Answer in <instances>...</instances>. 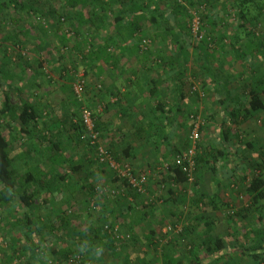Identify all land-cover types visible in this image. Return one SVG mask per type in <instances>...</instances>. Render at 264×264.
Masks as SVG:
<instances>
[{
	"label": "rangeland",
	"instance_id": "obj_1",
	"mask_svg": "<svg viewBox=\"0 0 264 264\" xmlns=\"http://www.w3.org/2000/svg\"><path fill=\"white\" fill-rule=\"evenodd\" d=\"M43 1L44 4H42L41 8L42 10L46 11L48 9H56L55 5L59 3L60 0H51L50 2H47V0ZM35 4L38 5V3ZM159 4H162L164 8H176L178 5L184 7L183 11L180 10L179 12H177V18H175L176 28L173 30V34H186L198 40V43H201L200 41H203L205 45L203 52L205 50L209 51V49L213 50L211 48L216 46L215 39H217L218 36H232L236 30V24L242 25L241 28L237 30L239 32V35H241L239 46H242L243 42H245V39L249 41H259L264 45V20H261L258 23H252L246 20L236 19L234 10L230 11L225 6V0H191L190 2H187L186 0H162V2H159ZM178 8L179 7H177V9ZM180 9L182 8L180 7ZM193 13H195L199 17L200 21L198 30L199 34L197 36L192 32L191 29V19ZM205 13H208L209 21L212 19V22L215 23L212 27V30L209 22L207 23L205 20H203V14ZM209 14H211V16H209ZM252 14L253 13L250 12L249 16H251ZM2 18L4 26L0 27V37L5 36L12 30L17 29L18 25L22 26V29H25L27 31L24 30L26 35H23V37H21L22 40L23 38H25V41L22 44V49H12V47H10V51H8L7 55L12 61L10 60V62H7L2 55L3 51L0 50V70L4 69L8 71L12 78L6 79L0 76V109L2 108L3 93L6 90L10 97V103L12 106H14L16 112L19 111V108L25 101L31 103L36 108L38 114L36 128L37 134H41L42 131H44L46 132V135H52L50 139H54L56 141L62 139L64 142V140L71 135L67 131V122L69 120H76L77 118H79L80 107L75 103L72 87L71 89H69L68 86H72V83L78 74H83L81 65L83 63V60L85 59H83L82 55H80L81 50L74 48L70 49L67 46L63 47L62 45H60L57 39L54 36L52 37L50 35L49 25L47 21L45 20L42 23V27L45 31L40 30L38 28V24L40 23L37 22L36 17H33V14L31 13L27 14L21 11L15 12L8 10L7 14H5ZM17 20H19L18 23L14 22ZM169 20L171 22L174 19L170 18ZM162 33H164V31ZM144 36L141 39L144 38L148 39L149 41L151 40L148 34H145ZM152 46L153 43L150 41L147 49L142 51H148L152 48ZM227 46L228 49L226 50V52L228 54H234V52H231L232 50L235 51V49H232V43L228 42ZM181 56L184 59H186V57H191L190 49H188L187 53L183 52ZM228 57L230 59L231 55L227 56V58ZM51 59L58 61L57 65L55 66V68L57 69L55 73L51 71V66L50 64H48V60ZM258 59L261 60L260 57ZM63 60L64 64L62 63ZM38 61L40 62V67L37 66ZM180 64L186 69L189 68L188 59L180 60ZM232 65L230 67L233 69ZM188 72L190 73V71L187 69V73ZM67 74L69 76H66ZM53 76H55L54 79L52 78ZM67 77H69L70 80H67ZM83 77L86 83V78L84 75ZM188 81L190 92L189 96L191 97L192 102H194L192 103L193 107L189 106L190 104L188 105L185 102L184 104L187 105L186 107L184 105H181V118L179 122L181 120L182 122L176 125V138H174L173 140L169 139V142H167V146L163 147L162 151L165 152V154H163L164 159L162 158V161H159L158 156H155V150H152L150 153L154 154L149 157L152 159L149 160L150 167L145 169H140L136 166L133 167L134 169H136V175L144 181V190L139 193L140 195H142L141 197L155 198L153 194H156L160 198V200H157V203L156 200L151 199L156 203L155 207H157L152 212V214H156L157 217L161 212L163 213V210L165 212V209L161 210L164 205L162 196H164L165 194L164 192L166 189V185H169V181H171L169 178H167V175H165V171L162 170V166L164 161L170 160L171 156H173L172 152H174V149H172L171 146L174 145L175 150H181V153L186 150L188 146V136L190 134L193 122L191 115L194 114L203 120V125L201 127V131L199 132V140L198 143L195 144L197 152H201L203 154L208 152L210 145L209 142L206 143L208 139H206L205 135L209 134L210 131L212 132L216 129L218 130L219 126V123L215 121L213 122V120L210 122V120L208 119L209 111L206 110L205 107L207 105L212 106L214 103L210 105L211 98L207 96V92L205 90L200 88V77L194 80L190 76L188 78ZM192 86L196 87L194 91L191 89ZM85 87L86 89L82 105L92 110L93 116L97 118L98 113H100L104 109L105 102L103 100H96L93 101L95 102V104L93 102L90 103L87 92V85H85ZM99 105L103 106L102 110H98L97 106ZM252 113L254 114L255 118L253 122H250V127H248L249 129H242V131H240L236 136L237 150L242 157L246 158L247 156L248 159H250L251 157H255V154H257L256 150L258 149L260 152L258 156H260V158L262 159V154H264V108ZM12 124L13 123L10 119L0 113V131L8 139V141H10L9 155L13 157L12 162L15 172L14 176L17 178L18 183H22L21 181H23L24 174L27 172H31V168H33L34 170L43 171L44 180L50 181V188L47 197L48 199L46 198L48 202L44 203V206L42 205V207L38 205L37 207L33 208V215L39 216L40 221L43 222L51 219L55 224L58 221L57 214L59 212V209L68 208L70 213V226L66 228L64 232H59L56 229H45L42 233V237L45 238V241L43 240L42 243L41 241H38L37 244H41L38 245V248L35 249V253H32L31 249L27 248L26 254L22 257L21 262L14 261V263L12 264H50L51 262L53 264H57L58 261H55L50 256L52 254V251L59 250V248L61 247H68L69 243L75 242V238H77L79 235L77 234L79 230L89 232V224H92L94 220L100 217L103 213L102 203L104 202V204H108L110 202H113L112 204H115L114 202L116 201V199H118L119 196L123 197L131 189L129 188V186L122 182H113L112 179L113 177H115V175L111 171L105 170L106 175L94 172L93 175L90 176L89 181L93 182L94 188H96V190L94 191L93 198L89 200L88 203H86L85 197L86 191L88 189L85 188V172L78 170L74 175L75 180L78 182H76L77 184L75 185L76 191L75 187L73 188L74 191H71L70 186H68L65 181L62 180V178L58 182H55L57 176L59 174L62 175L64 169L66 170L67 166L70 165V163L78 162L80 160L84 161V155L87 151L84 144H75L73 142H70V140L65 141L63 146V156L65 155L64 158H66V162L58 167H55L51 164L48 158L49 156L46 155V152L41 151L42 146H38V143H36V138L33 136H25L22 134H20L18 137L12 131L13 129H11ZM170 125V123L167 124V131L170 130ZM59 130H61L60 134L57 133ZM240 134L242 135V139L239 138ZM13 135L15 136V138L12 140ZM250 136H252L254 139ZM248 139L250 140V142ZM100 142L103 145L106 144L103 143L104 140L102 139L100 140ZM248 143L250 147H246ZM256 144L258 145L257 147ZM243 145L246 148H243ZM168 147L170 149H168ZM166 154H169L170 157ZM127 162L129 161H126V163ZM100 168L101 167L98 166L97 169ZM55 170L57 172H54ZM255 172L256 171L252 169L247 171H239L238 173H236V175L234 173V176L231 175L232 172L229 176L221 175L219 183L221 197L228 203V206L223 208L221 211H213L209 214L206 213V216L211 217V221L218 223L220 220V222H222L220 224V227L215 230V232H218V234L215 235L222 236L227 243V250L226 252H224L223 257L220 258L222 261L221 264H229L230 260L233 263L235 262V260H237V264H251L250 259L244 257L245 255H243L240 250H244L243 246L246 245V239L243 236V232L245 230L248 231L250 227H253L252 219L256 218V214L250 212L251 210H247L248 202L245 200L243 193L245 181L242 178L244 177V175L246 177H250L255 174ZM201 173L202 178L200 182L202 184V182L205 180L203 178L202 169ZM210 175H212L211 172ZM160 179H163V184L160 181L158 182V180ZM206 179L208 178L206 177ZM195 180L196 178L193 174L190 180L188 179L184 183L179 184L180 187L177 189L182 191L186 190V193L195 198L198 194L196 190L199 189H196L193 186ZM20 183L19 187H22ZM34 187L35 186L30 181L27 186V192L31 193V190ZM60 187H64L62 192L58 191ZM215 187L216 186L212 187L211 183L209 181H206V191H210L211 188L214 189ZM97 188H105L108 191L99 193L97 191ZM111 190H113V193L111 192ZM40 199L42 200V198ZM41 200H36L35 203L38 204L41 202ZM187 203L184 204L182 203V201L170 203L168 206L171 211L175 213L176 217L170 216L168 213H166L164 215V221H162L161 224L156 220V224L160 228V232H163L164 234V242L166 239L167 241L169 240V242H173V239H177L180 237L183 225H187L186 223L188 222L187 211L189 207ZM180 209H182L183 212L181 214H178ZM242 209H246V212ZM234 211H240L241 214L235 216L233 230L228 229L227 231V224L223 221L224 213H230L232 215L231 212ZM5 215L6 212L3 209H0V218L4 217V220L3 222H1L0 226L3 225L5 221L7 223H10L14 216L13 213L8 218L5 217ZM262 216L264 217V202L262 206ZM118 224L121 225L120 221L118 222ZM168 226L171 227L170 230L168 229ZM175 226H178L180 230L177 231ZM144 227H146V225L141 222L135 223L133 231L137 236V243L134 244L133 242L129 241L127 243H124V245H121L120 247L117 245V251L121 252V254H119L121 256L118 255V257H123L125 253L126 255L130 256L132 260H136L134 264H139V260L141 261V258H144L145 256L146 249H150V244L146 243V240L143 238V234L146 230L144 229ZM49 233H51L52 235L51 239L49 237ZM180 239L182 238L180 237ZM177 245L182 246L183 242L179 241ZM5 247L6 242L4 241V236L1 233L0 264H2V262L4 263L5 260V254L3 253ZM118 257L116 258L117 261L119 259ZM49 260H51V262H49ZM94 261V264H113L115 262V258L111 256L110 253H106L104 256L102 255L96 257Z\"/></svg>",
	"mask_w": 264,
	"mask_h": 264
},
{
	"label": "trees",
	"instance_id": "obj_2",
	"mask_svg": "<svg viewBox=\"0 0 264 264\" xmlns=\"http://www.w3.org/2000/svg\"><path fill=\"white\" fill-rule=\"evenodd\" d=\"M50 1L51 0H47V2ZM127 1L128 0H60L59 3L55 5L56 9H48L44 11L41 8L42 4H44L43 0H0V27L4 26L2 17L7 14L8 10L15 12L21 11L27 14L31 13L33 14V17H36L37 22L40 23L38 24V28L40 30L45 31L42 27V23L46 20L49 25V32L57 38L59 44L63 47L67 46L70 49H80V55H82L83 59L86 60L93 52L91 46H93L94 43H91L89 40L84 41V30H81V27L85 26L88 21L91 22L90 19H92V16L90 14H94V16L102 15L104 16V18H102V22L107 21L105 20V17L108 15L109 11H112L111 7L117 6V4L122 5ZM146 1L147 3L158 5V0ZM186 1L190 2L191 0ZM225 1V6L230 11L234 10L235 18L238 20H246L252 23H258L261 20H264V0ZM35 3H38V5ZM177 7L179 8L177 9ZM177 7L175 15H177V12L180 10L183 11L184 8L183 6L179 5ZM180 7L182 9H180ZM127 8H129V6ZM153 8H155L154 11H157L158 9L157 6ZM250 12L253 13L251 16H249ZM87 14L89 17L85 18V15ZM209 16H211V14H209ZM164 18L166 19V25L170 23V20L167 17ZM203 20H205L207 23L209 22L212 30V27L215 23L212 22V19L209 21L208 13L203 14ZM18 21L19 20L14 22L18 23ZM169 25L168 27H170ZM241 26L242 25L240 24L235 25L236 30L233 36H239V32L237 30L241 28ZM129 29L130 28H128V30ZM24 30L25 29H22V26L18 25L17 29L12 30L5 36L0 37V50L3 51L2 55L7 62H10L11 60L7 55L8 51H10V47H12V49H22V44L24 43L25 38L22 40L21 37H23V35L25 36V31H27ZM135 32H137V28L130 29V34ZM234 40H236V38ZM243 44L247 45V49L249 48V44H247L246 41ZM185 47H187V45H185ZM180 59L185 60L182 56H180ZM37 66L40 67L39 61ZM186 72L187 69L184 67L181 73ZM0 76L6 79H12L9 72L4 69L0 70ZM66 76L69 75L67 74ZM67 80H70V78L67 77ZM68 87L71 89L72 86ZM2 101L0 113L11 120L13 123L11 129H13L12 131L14 134H16L18 137L20 134L35 137L38 146H42L41 151L46 152V155L49 156L48 158L51 164L55 167H58L66 162V158H64L65 155L63 156V146L65 141L70 140V142L75 144H84L85 148L87 149L83 159L85 162L80 160L78 162L70 163V165L67 166V169H64L63 174H59L57 176L55 182H58L62 178V180L65 181L68 186H70L71 191H74V187L76 191L75 185L78 182L75 180L74 175L78 170L85 172V188L88 189L86 191L85 197L86 203H88L89 200L93 198L94 191L96 190V188H94L93 182L89 181L90 176H92L94 172L106 175L105 170H107L111 171L115 175V171L112 170L108 164L100 162L95 153L96 151L94 146H91L88 140H85L82 137L84 133V126L82 124L79 111V118L76 120H69L67 122V131L71 135L63 142L62 139L57 141L50 139L52 135H46V132L44 131H42L41 134H37L36 128L38 114L36 108L31 103L27 101L23 102L22 106L19 108V111L16 112L14 106H12L10 103V97L6 90L3 93ZM75 103L77 106H79L76 101ZM263 108L264 103L261 98V94L256 91H252L250 92V95L244 105V110L242 109L243 111L247 112V115H244L239 109L236 111L231 110L230 113L236 118L240 115L243 120H246L248 118V113L250 114L252 112H257ZM94 124L95 129L100 132V140H104V133H102L99 127L97 118H95ZM153 126L154 123L152 120H148L146 122L144 121V123L140 121L135 126V130L137 132H145L146 130H151ZM164 126L165 123L163 124V127L159 128V131L161 134L164 133V141H166L168 137L166 135ZM201 127L199 132L201 131ZM57 133L60 134L61 130H59ZM14 138L15 136L13 135L12 140ZM198 140L195 144L198 143ZM129 141H131V143L140 142L138 138ZM144 141L146 143L151 141L155 143L158 142L155 138L151 137L145 138ZM131 143H129L128 146H125L123 151H128L130 153L132 150V146H130ZM110 144H105V147L113 159L118 162L120 166L127 164L131 168V172L136 175V169L133 168L134 164L130 161L126 163V161L120 159V156L116 153V150H118L117 145L112 146ZM189 145L190 140L188 136V146L186 150L181 153V150H175L174 148V152H172L173 156H171L170 160L164 161V163L166 162L169 164L168 170H164L165 175H167V178L171 180L169 181V185L165 184V194L162 196L164 205L163 207L161 206V210L165 209V212L163 210V213L161 212L158 217L156 214H152V212L157 208L155 207L157 200H160L158 195L153 194L155 198H143L141 197L142 195L139 194L141 192H138L134 188L130 187L124 178H120L115 175V177L112 179L113 182H122L129 186L132 191H128L123 197L119 196L114 202L115 204H112L113 202L105 204L104 209L106 213H102L101 216L94 220L92 224H89V232L79 230V232H77L79 235L77 238H75V242L69 243L68 247H61L59 250H53L52 254L50 255L51 258H53L55 261H58L57 264H94L93 262H95L94 259L96 257L102 255L104 256L106 253H110V255L115 258V262L113 264H134L136 260H132L130 256L126 255L125 253L123 257H118L121 252L117 251L116 247L117 245L120 247L129 241L136 244L137 236L134 234L133 229L135 227V223L141 222L147 225L145 233L143 234V238L146 240L145 242L150 244V249L148 250L160 254V257L154 262V264H218V262L215 261L203 263V259L199 255V251L196 250L194 242L190 239V234L195 231V223L198 222V216L195 212L221 211L223 208L228 206V203L221 197V190L219 186H216L211 193H206V191H198V189L196 191L199 194H197V197L195 198L186 193V190L182 191L177 189L180 187L179 184H182L188 180V174L183 169V165L175 164L174 159L177 155L183 156ZM9 146L10 141H8V139L0 131V209H3L6 212L5 217L7 218L10 217L12 213L14 214V219L12 218L10 223L5 221V223L0 226V231L4 236V241L6 242V247L4 248L5 250L3 252L5 254V260L4 263L2 262V264H12L14 261L21 262L22 257L26 254L27 248L31 249L32 253H35V249L38 248V245H40L43 240L45 241V238L42 237V233L45 229H56L59 232H64L65 229L70 226V213L68 208L58 210V221L55 224L51 219L43 222L40 221L39 216L33 215V208L37 207L38 205L42 207V205L44 206V203L48 202L47 197L50 188V181L44 180L43 171L34 170L31 168V172L24 174L23 181H21L22 183L19 182L22 187H19L18 180L14 176L15 172L12 162L13 157L9 155ZM165 146H167V143ZM152 150H155V148H152ZM169 154L166 155L169 156ZM203 155H205V153L203 154L201 152H197L195 146L194 154L192 156L194 160V170L192 174H194L195 178L197 177L193 184L196 189L198 185V179H200L202 175L200 165L205 161L206 155ZM255 163V174L250 177H246L244 175L242 178L245 181L243 193L245 200L248 202L247 207L249 209L247 208V210H251L250 212L255 213L256 218L252 219L253 227H250L248 231L245 230L243 232V236L246 239V245L243 246L244 250H240V252L245 255L244 257L250 259L251 264H264V217L262 216V206L264 202V154H262V159L256 161ZM98 166L101 168L97 169ZM211 171L214 175L218 173L216 170H214V167H211ZM54 172L57 171L55 170ZM30 181L35 187L31 190V193H28L27 186ZM159 181L162 184L164 183L163 179L158 180V182ZM63 189L64 187H60L58 191L62 192ZM40 198H42V200ZM151 199L156 200V203ZM36 200H41V202L37 204L35 203ZM181 201L184 204L188 202L187 204L189 207L187 211V225H183L181 229L180 237L182 239H180V237L177 239L175 238L173 239V242H169V240L167 241L166 239L164 242L163 232L161 233L157 231V233H155L153 227H155L156 220L160 224L162 221H164L163 219L166 213H168L170 216L176 217L175 213L171 211L168 205L170 203ZM244 210L246 212V209ZM182 212L183 210L180 209L178 214H181ZM231 213L232 215L230 213H224L223 221L228 225L230 230H233L235 216H238L241 214V212L234 211ZM3 220L4 217L0 218V224L3 222ZM119 221L121 225L118 224ZM49 237L50 239L52 238L51 233H49ZM38 241H41V243L37 244ZM179 241L183 242L182 246L177 245ZM205 244L207 249L205 253L209 254L210 251V254H215L219 258L223 257L224 252L227 250V243L224 238L219 235H213L212 233L208 235ZM170 249H172L173 252H177L182 257L178 260L175 258H169L168 253ZM117 257L119 258L118 261L116 260ZM49 262H51V260H49ZM141 262L142 261L139 260V264ZM50 264L53 263L51 262Z\"/></svg>",
	"mask_w": 264,
	"mask_h": 264
},
{
	"label": "crops",
	"instance_id": "obj_3",
	"mask_svg": "<svg viewBox=\"0 0 264 264\" xmlns=\"http://www.w3.org/2000/svg\"><path fill=\"white\" fill-rule=\"evenodd\" d=\"M159 2L162 0H158V5L147 3L146 0H128L122 5L112 6V11H109L105 17L107 21L103 22L104 16L90 14L91 22L88 21L81 30H84V41L89 40L94 45L91 46L93 50L91 55L83 60L82 73L86 78L90 103L96 100L105 102L104 109L97 116L99 127L104 133V143L117 145L116 153L120 159L130 161L140 169L150 167L149 160L152 159L149 157L154 153L159 161H162L165 154L162 151L163 147L169 139L176 138V125L182 122V120L179 122L181 105L186 107V104H190L189 106L193 107L194 102L189 96L188 78L191 76L195 80L200 77V88L211 98L210 105L214 103L212 106H204L209 111L208 119L210 122L213 120L219 123L218 130L210 131L205 135L208 139L206 143L209 142L210 147L205 153L206 156L203 155L205 161L200 165L205 180L201 184L202 177L198 179L197 189L206 191V181H209L212 187L220 186L221 175L229 176L232 172L231 175L234 176V173L236 175L239 171L252 170L255 162L261 159L258 156L260 153L258 149L255 157L250 159L247 156L242 157L237 150L236 136L242 129H249L250 122L255 118L254 114L248 113V118L243 120L240 115L234 117L230 111L239 109L247 115V112L243 111L244 105L252 91L259 92L264 103V45L259 41L245 39L249 44L247 49L245 44L239 46L241 35L237 36L238 40L233 35H221L215 39L216 46L211 48L213 50L203 52L205 47L203 41L198 43V40L186 34H173L176 28V8H164ZM155 6L158 7L157 11H154ZM85 16V18L89 17L88 14ZM164 17L174 20L166 25ZM128 28H137V32L130 34ZM145 34L149 35L153 43L152 48L146 52L141 51L138 46ZM50 35L53 37L51 33ZM228 42L232 43V49L235 51L231 52L234 54L226 52ZM188 49L191 57H186L185 60H189L187 69L190 73H181L184 66L180 64L182 60L180 56L183 52L187 53ZM230 55L231 58H227ZM259 57L261 60L258 59ZM57 63V60H48L50 69L54 73L57 70L55 68ZM62 63L64 64V60ZM52 78L54 79L55 76ZM148 120L154 123L151 130L145 132L135 130V126L140 121L144 123ZM164 123L168 137L166 141H164V133L161 134L159 131ZM168 123L171 124L169 131H167ZM148 137L155 138L158 142L146 143L144 139ZM241 137L240 134L239 138ZM135 138L140 142L129 141ZM129 143L132 146L130 153L123 151ZM171 147L174 149V145ZM246 147H250L249 143ZM246 147L243 145V148ZM152 148H155V152L151 154ZM211 167H214L218 173L214 175ZM212 190L214 189L211 188L206 193H211ZM104 206L103 202L102 211L106 213ZM211 212L213 211L195 212L198 222L195 223V231L190 234V239L199 251L203 263L215 261L221 264L222 261L217 255L205 253L208 235L218 234L215 230L222 223L220 220L218 223L213 222L210 216H206V213ZM146 228L147 225L144 229ZM153 229L155 233L160 232L157 224ZM228 229L227 225L226 230ZM168 256L176 260L182 257L172 249L169 250ZM159 257L160 254L146 249L140 264H154ZM229 264H237V260L234 263L230 260Z\"/></svg>",
	"mask_w": 264,
	"mask_h": 264
},
{
	"label": "built area",
	"instance_id": "obj_4",
	"mask_svg": "<svg viewBox=\"0 0 264 264\" xmlns=\"http://www.w3.org/2000/svg\"><path fill=\"white\" fill-rule=\"evenodd\" d=\"M191 29L192 32L197 36L199 34V17L193 13L192 19H191ZM150 41L148 39H141L139 43V47L141 50H146ZM85 79L83 77V74H78L75 80L72 83V90H73V95L75 98V101L79 104L80 107V117L82 124L84 126V133H83V138L85 140H88L89 144L91 146H94L95 148V153L100 160V162H104L110 166L112 170L115 171V175L124 178L126 180V183L130 185V187L134 188L138 192H142L144 190V181L141 179L139 176L133 174L131 172V168L127 164H123L120 166L118 162H116L113 157L109 154L107 148L105 145H103L100 142V132L95 129V124L94 120L95 117L93 116V111L88 109L86 106L82 105L83 103V98L85 95ZM191 89L194 91L196 89L195 86H192ZM98 110H102L103 106L99 105L97 106ZM191 118L193 120L192 126H191V131L189 134V140H190V145L187 149V151L184 153L183 156L177 155L174 159V162L176 165H183V169L187 172L188 179L192 177V172L194 170V160L192 158L194 154V149H195V143L197 142L199 138V129L203 125V120L199 118L196 115H191ZM169 164L164 163L162 166V170H168ZM97 191L99 193L108 191L107 189H99L97 188ZM113 193V190H111ZM176 230H180L178 226H175ZM168 229L170 230L171 227L168 226Z\"/></svg>",
	"mask_w": 264,
	"mask_h": 264
}]
</instances>
